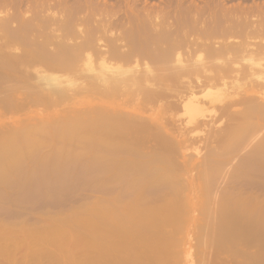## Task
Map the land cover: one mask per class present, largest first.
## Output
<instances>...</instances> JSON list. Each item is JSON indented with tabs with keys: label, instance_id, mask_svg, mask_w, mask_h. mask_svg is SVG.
Masks as SVG:
<instances>
[{
	"label": "bare ground",
	"instance_id": "obj_1",
	"mask_svg": "<svg viewBox=\"0 0 264 264\" xmlns=\"http://www.w3.org/2000/svg\"><path fill=\"white\" fill-rule=\"evenodd\" d=\"M44 1L35 33L27 15L21 32H4L14 15L0 20V75L13 82L0 86V212L80 184L104 195L32 225L1 218L0 264H178L189 227L198 264L224 248L264 264V6L215 18L191 4L169 22V0ZM73 85L88 91L73 108L83 119L32 107Z\"/></svg>",
	"mask_w": 264,
	"mask_h": 264
},
{
	"label": "rangeland",
	"instance_id": "obj_2",
	"mask_svg": "<svg viewBox=\"0 0 264 264\" xmlns=\"http://www.w3.org/2000/svg\"><path fill=\"white\" fill-rule=\"evenodd\" d=\"M3 1V0H2ZM7 1V0H6ZM4 1V2H2L1 3V1H0V12L1 13H3V14H1L0 13V20H2V18H4L3 17V15H6L5 13V11H7L9 14H11L12 16L14 15V17H11V19L9 20V28L7 27L5 30H4V32L8 29L9 31L15 26V28L16 27H18L17 29H18V32H19V30H20V32H21V30H23L22 29V27H24V22H26V21H24L25 19H26V17H28L27 19H31L32 21H30V20H28L30 23H34L35 22V24H33V25H35L34 27H33V31H34V29L35 28H43V26L42 25H44V24H46L47 23V19L45 20V18H43V14L45 15L46 13V11L45 12H43L42 13V11H43V7L42 8H40L41 7V5L43 4V6H44V3H45V1L43 0V2H42V0H38L39 2H42L41 4L39 3V5H40V7L38 6V1L37 0H33V5H31L32 4V1L31 0H29V2L31 3H29L28 1H25V0H23V1H21V0H16V1H18V2H15L14 3V0H13V3H14V9H12V7L13 6H11L10 4H12L13 5V3H12V0H9V1ZM11 1V2H10ZM35 1H37V3L35 2ZM54 0H49L48 2H53ZM99 1H101V0H99ZM102 1H104V0H102ZM105 1H107V3L109 2V4H113V2L112 1H114V0H105ZM122 1H124V0H122ZM121 0H118V2H116V0L114 1V3L116 4V3H121L122 2ZM138 1V0H137ZM140 1H142V0H139L138 1V3L137 4H141L142 2H140ZM158 1L159 2H161V3H163V1H161V0H143V3L144 2H146V3H149V4H158ZM212 1V2H211ZM215 1V2H214ZM37 4H35V3ZM47 2V3H48ZM219 2V0H169V22H172L173 21V19H174V17H177V13H178V15H179V18H177L178 20H183V18L185 19V17H186V15H188L187 13L189 12V15L190 14H194L195 15V13H196V11L195 10H188L187 8L189 7V5H194V6H199V8H201L202 9V7L203 6H205V10H204V7H203V16L205 17V16H211V17H218V16H222L221 18H224V16L225 17H228L229 16V14L228 13H231V15H230V17L233 15V17H234V14H235V12L233 13V8L238 4V3H240V5H241V7L243 6V7H255L256 9H259V8H261V7H263L264 6V0H220V2ZM260 2V3H259ZM17 3V4H16ZM123 3V2H122ZM142 3V4H143ZM178 3H180L181 5H176V4H178ZM217 3V4H216ZM252 3V4H251ZM1 4H2V6H1ZM5 4V5H4ZM19 4V5H18ZM28 4L30 5V6H34V8H30V6L28 7ZM141 4V5H142ZM148 4V5H149ZM160 4V3H159ZM185 4V5H184ZM204 4V5H203ZM212 4V5H211ZM216 4V5H215ZM221 4V6L223 7H221V6H219ZM16 5H18V7L16 6ZM27 5V6H26ZM173 5V6H172ZM175 5V6H174ZM224 5V6H223ZM251 5V6H250ZM6 6V7H5ZM8 6V7H7ZM36 6V7H35ZM37 6L39 7V9L40 10H42V11H39V10H37L38 8H37ZM202 6V7H201ZM208 8H207V7ZM216 6V7H215ZM259 6V7H258ZM16 7H17V10H16ZM25 7H26V9H25ZM28 7V8H27ZM185 7V9H183V8ZM220 7H221V10H219L220 9ZM6 8V9H5ZM22 8V9H21ZM23 8L26 10H23ZM230 8H232L231 10H230ZM11 9H12V11H11ZM27 9H29V10H27ZM180 9V10H179ZM184 11V10H188L187 12H184V14H185V16H183V17H181V12H182V10ZM254 9V8H253ZM255 9V10H256ZM223 10H225V11H223ZM228 10V11H227ZM3 11V12H2ZM37 11H39V13L37 12ZM177 11V12H176ZM195 12V13H192V12ZM206 11V12H205ZM211 11V12H210ZM216 11H219L220 13L218 14V12H216ZM230 11V12H229ZM14 12V13H13ZM16 12V13H15ZM25 12V13H24ZM31 12V13H30ZM34 12V13H33ZM191 12V13H190ZM224 12V13H223ZM226 12H228L227 14H226ZM13 13V14H12ZM206 13V14H205ZM209 13H210V15H209ZM222 13V14H221ZM33 16L32 18H31V15ZM183 14V13H182ZM27 15V16H26ZM30 15V16H29ZM36 15V17H37V15H39L38 16V18H37V20H39V17H40V19H44L45 20V22L43 23L41 20H39V21H37L35 18L36 17H34ZM47 15V14H46ZM46 15H45V17H46ZM192 15H190V16H192ZM193 15V16H194ZM224 15V16H223ZM26 16V17H25ZM190 16H187L188 18H190ZM17 19H16V18ZM186 17V18H187ZM254 17V16H253ZM25 18V19H24ZM182 18V19H181ZM18 20V21H17ZM43 20V21H44ZM14 21H15V23H14ZM28 21L26 22V24H28V25H30L31 26V24H29L28 23ZM10 23H13L12 25L10 24ZM23 23V24H22ZM18 24V25H17ZM21 24H22V26H21ZM41 24V25H40ZM17 25V26H16ZM40 25V26H39ZM13 26V27H12ZM10 27H11V29H10ZM20 28V29H19ZM36 29V30H37ZM7 30V31H8ZM0 34L1 33H3V30L0 28ZM6 31V32H7ZM12 31V30H11ZM10 31V32H11ZM13 31H14V29H13ZM36 31H34V33H35ZM37 32H39V31H37ZM33 33V32H32ZM180 33V32H179ZM169 36H175L174 35V33L172 32V33H170L169 32ZM36 35H38V34H36ZM34 49V50H33ZM30 50H32L33 52L34 51H36L35 50V48H30ZM49 72H51V69H47ZM46 69L44 70V72L45 71H47ZM47 71V72H48ZM53 72H55V70H52ZM53 72H51V73H53ZM46 73V72H45ZM55 73H58L59 74V72H55ZM62 72H60V74H61ZM64 73H65V71L62 73L63 75H64ZM65 74H67V73H65ZM68 75V74H67ZM71 75L69 74V76L68 77H70ZM74 76V75H73ZM72 76V77H73ZM71 77V79H73ZM75 77H77V76H74V78ZM79 78V77H78ZM81 78V77H80ZM80 78L78 79L79 81H80ZM0 79H1V81H0V83H2L0 86H2L3 84H4V81L6 80V79H3V78H1V75H0ZM76 79V81L78 82V83H76L75 82V84L74 85H76L77 84V86L79 85V81L77 80V78H75ZM81 79H83V78H81ZM32 80V83H34L33 81L35 80V79H31ZM7 81V80H6ZM6 81H5V84H4V86H6ZM82 81V80H81ZM80 81V82H81ZM8 82V81H7ZM31 82V81H30ZM83 82V81H82ZM82 82H81V84L80 85H82ZM85 82V81H84ZM9 84H13V82H11L10 83V81L8 82ZM8 83H7V86H8ZM36 83V82H35ZM84 84V83H83ZM73 85V86H74ZM85 85V84H84ZM84 85H82V87L84 88ZM3 86V87H4ZM75 87V88H74ZM74 87H72V86H70V88H74L73 90H75V89H77V87L76 86H74ZM79 88H82L81 86H78ZM69 88V89H70ZM79 88L77 89V91L79 92V94L78 93H75L72 89H68L69 91L68 92H66V93H68V94H66L65 95V97H67V98H65L64 99V102L66 103V102H68V103H64V102H62L63 100V98L61 99L60 97H57V96H54V101L52 100V98H49L48 100H47V102L45 103H43V104H40V103H37V104H35V106H32V107H34V108H37V106H38V108L39 109H43L42 108V106L44 107V109H43V111H42V114H43V118L45 117V116H47V114H51L52 116H53V118H55V120L56 121H59V122H61V121H63V120H65V118H67L68 119V117L69 118H72V117H82L81 119H83L84 117L83 116H80L78 113H73V108H86V106H87V103H80V104H78L79 102H81L82 100H84L86 97H88L87 95H88V93H86V92H88L87 90L85 91H82L81 92V89L79 90ZM82 88V89H83ZM85 89H87L86 88V85H85ZM73 91V94L71 95L70 93H72V91ZM76 91V90H75ZM86 93V94H85ZM77 96V97H76ZM72 97H74V98H72ZM8 98L9 97H7V100H8ZM61 99V101H60V103H62L61 105H57V104H60L58 101ZM76 99V100H75ZM50 100V101H49ZM58 100V101H57ZM136 100L138 101V102H136ZM48 101H49V105L47 104L48 103ZM57 101V102H56ZM72 101L74 102V103H76V104H74V103H72ZM129 101V100H128ZM54 104H53V103ZM55 102H56V104H55ZM130 102V104L129 105H135V106H138L139 105V102L141 103L142 101L140 100V99H138V98H135V102H136V104L134 103V100H133V103H131L132 102V100L131 101H129ZM129 102H127L126 104L128 105V103ZM40 104V105H39ZM64 104V105H63ZM45 105H48L47 107H45ZM11 107V106H10ZM49 107V108H48ZM55 107V108H54ZM65 107V108H64ZM121 110H123L124 112H128V108L126 109V108H120ZM51 110V111H50ZM66 112V113H65ZM69 112V113H68ZM59 114V115H58ZM66 114L68 115L69 114V116L67 117L66 116ZM77 116H76V115ZM79 115V116H78ZM62 118H61V117ZM57 117H60L61 119V121L59 120V118H57ZM31 120V119H30ZM25 121V120H24ZM26 121H28V120H26ZM35 121H37V119L35 120ZM163 149H165V148H163ZM163 149H161L163 152L166 150H168V149H165V150H163ZM178 156V157H177ZM176 156V158H177V160L180 162L181 160H182V158H181V156L180 155H177ZM175 157H173V159L172 160H176V158L174 159ZM180 158V159H179ZM173 161V162H174ZM176 162V161H175ZM90 184V185H89ZM89 184H80L79 186H74V187H72V188H67V189H65V191L63 192V195H61L60 194V196H62L61 198H59V197H57L56 199L55 198H53L52 200H51V198L49 199V198H43V199H41V200H39L38 202H35V203H17V204H11V205H9L10 207H8L7 209H8V211H7V209H6V211L4 212H0V219L2 218V219H4V220H8V221H15V222H19V223H23V224H25V225H32V224H35L36 222H38V221H40V220H42L43 218H45L46 216H50V215H53V214H55V213H60L61 211H66V210H69L70 208H74V207H77V206H81L82 204H86V203H90V202H92L93 200H95V199H98V198H101L103 195H104V192H100V189H98L96 186H93L91 183H89ZM94 184V183H93ZM91 186H93L94 188L93 189H91L92 187ZM97 188V189H96ZM98 190V191H97ZM101 191H103V190H101ZM103 193V195L101 196V194ZM262 195H263V197H264V191H262ZM44 200H46L45 202H44ZM48 200V201H47ZM50 200H51V202H50ZM54 200V201H53ZM56 200V201H55ZM20 204V205H19ZM17 205H19V206H17ZM14 210V211H13ZM16 210V211H15ZM7 212V213H6ZM5 213V214H4ZM3 214V215H2ZM12 214V215H11ZM7 216V217H6ZM192 229V230H191ZM185 235H186V237H187V242H185V241H183L179 246H181V247H184L185 245H187V246H185L184 247V249L182 248H179V246H177L176 248H177V255L179 254H181V255H185V257H182L181 255L179 256V259H178V256H177V259L178 260H182V259H180V257L181 258H183V261H181L182 263L181 264H192V263H197V262H199V259H198V257L200 256V253H198L199 252V250L198 249H200L199 248V246H198V243L196 244V242H197V240H196V238H193L192 236H193V231L195 232V230H193V228H191V227H189V228H187V230H186V228H185ZM188 231V233L186 234V232ZM192 231V232H191ZM191 232V233H190ZM181 233V234H180ZM179 234L181 235V236H179L178 235V237H184V238H186L185 237V235L183 236L182 234L184 233H182V232H180ZM188 235V236H187ZM189 235H190V237H189ZM195 236V235H194ZM191 239H189V238ZM195 240H196V242H195ZM194 243H195V246H197V248H196V254H195V252H194V250H195V248H194ZM185 244V245H184ZM191 248L190 250H187V248ZM208 248V246H206L205 247V249L206 250H208L207 249ZM254 248H255V250H254ZM256 248H257V246L256 247H253V250H251V249H249V252H251V251H256ZM49 249H53V247H49ZM178 249H180V251L182 250V251H184V250H186L187 252L186 253H184V252H182V253H178ZM225 249V248H224ZM222 250L223 252H224V254L223 255H221V254H219V256L218 255H214V257H216L218 260H216V258H214L215 259V261H219V263L218 262H216V263H218V264H221L222 262H226L227 260H229L230 261V264H232L233 262H237L238 264H239V261L241 260V261H244L243 260V258L241 259V256L242 255H244L243 253H242V255H240L239 256V258L237 257V255L235 254V257L236 258H231L232 259V261H231V259L229 258L230 256H228V254L229 253H227V250H226V252H225V250ZM240 249H242V248H240V247H238V249H237V254L239 253L240 254V252L242 251V250H240ZM258 249V248H257ZM251 250V251H250ZM190 251H193V252H190ZM49 252H52V251H49ZM53 253V252H52ZM51 253V255L53 256V258L55 259V257H58L59 258V254H57L56 255V253H55V255H54V253L52 254ZM192 253H194V254H192ZM188 254V255H187ZM189 254H192V255H189ZM197 254H199L198 256H197ZM218 254V253H217ZM227 254V255H226ZM186 255H187V258L189 257V259H191L192 258V260H190V263L189 262H187L189 259H187L186 258ZM221 255V256H220ZM77 254H73V256H72V259H75V258H77ZM191 256V257H190ZM195 258V259H198L196 262H193V257ZM223 256V257H222ZM207 257L208 256H206V259H207ZM222 257V258H221ZM186 258V259H185ZM209 258V257H208ZM212 258V260H214ZM224 258V261L222 260ZM176 259V262L178 261ZM185 259V260H184ZM227 259V260H226ZM233 259H238L237 261H235V260H233ZM240 259V260H239ZM17 260V259H16ZM56 260L58 261V259L56 258ZM56 261V262H57ZM60 261V260H59ZM58 261V262H59ZM180 261H178L177 263L178 264H180ZM222 261V262H221ZM61 262V261H60ZM59 262V263H60ZM184 262V263H183ZM192 262V263H191ZM224 263H222V264H224ZM226 263H228V261L226 262ZM225 263V264H226ZM237 263H233V264H237ZM198 264V263H197ZM242 264V263H241ZM244 264H250L249 262L248 263H246V261L244 262Z\"/></svg>",
	"mask_w": 264,
	"mask_h": 264
}]
</instances>
